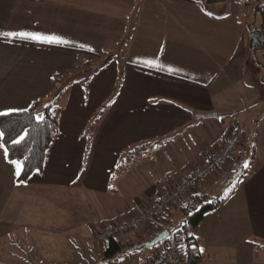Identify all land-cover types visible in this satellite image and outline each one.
Masks as SVG:
<instances>
[{
    "label": "crops",
    "instance_id": "obj_1",
    "mask_svg": "<svg viewBox=\"0 0 264 264\" xmlns=\"http://www.w3.org/2000/svg\"><path fill=\"white\" fill-rule=\"evenodd\" d=\"M206 1L219 11H207L200 0H0V113L44 102L67 78L75 79L60 99L59 131L44 167L28 182L16 181L0 135V256L11 250L20 258L18 240L35 245L46 236L54 242L72 238L69 243L90 252V235L139 216L223 144L236 125L210 129L214 124L204 119L236 111L215 97L226 93L242 65L233 61L249 21L244 0ZM7 32L66 43L6 37ZM110 55L115 57L109 62ZM55 75L64 80L53 83ZM210 112L218 116L196 118ZM256 147L233 193L195 230L203 251L198 264H264V159ZM222 176L217 170L196 191L211 193ZM151 228L114 232L129 249L102 259L155 264L167 243L160 251L138 246L156 234L157 227ZM39 252L31 251L34 264L62 262Z\"/></svg>",
    "mask_w": 264,
    "mask_h": 264
},
{
    "label": "rangeland",
    "instance_id": "obj_2",
    "mask_svg": "<svg viewBox=\"0 0 264 264\" xmlns=\"http://www.w3.org/2000/svg\"><path fill=\"white\" fill-rule=\"evenodd\" d=\"M261 1L263 0L243 1L244 7L242 8V11L247 17L249 23L247 24V31L243 39L246 41L241 43L239 51L233 61L234 63L240 62L242 65L239 70L236 71L237 76L232 78L231 87L225 91L226 93L218 94L215 97L218 102L222 104L226 102L229 109L231 108L236 111H234L233 114L228 115L222 110V112H219L221 113L220 117L204 119L207 124H214L210 129L216 130L221 128V125H224L225 128H230L233 125H243L246 134L244 147L241 144L232 159L218 169L223 176L220 179V183L217 184V187L209 193L210 195H215L222 191L228 177L232 176L236 169H239L242 166H248V157L253 143L260 146L259 150L262 155L261 158L264 159V56L261 49H255L251 45V33L254 31L253 29L259 25L261 20L259 14L254 9V5ZM105 58L106 57H104V59ZM100 59L101 58H97L96 61H98L99 64H102L104 59ZM97 68L98 67H95V69ZM60 86L61 85H59L57 90L54 91L55 93L53 92L46 101L44 100L45 103L42 104L43 106L49 103V100L60 92L58 91V89L61 88ZM38 117H42L41 112L38 114ZM242 148L243 152L239 153ZM238 156L240 157L238 158ZM185 201L180 202V205H183ZM181 216L182 213L179 210V207H177L176 211L169 216V220L176 221ZM152 229H154V227L151 228V230ZM113 230L116 229L113 228ZM42 239L43 240H40V242H35V245L34 243L28 244L25 241L18 240V242H16V247L22 251V253H20L21 255H18L21 257L16 258L11 250H7L6 252L2 251L0 264H34L33 257H29L32 256L31 251L33 250L36 252L41 250L39 255L54 257L58 261H62L60 264H68L67 261H73L74 264H109L106 260L102 259V257L105 258V250L107 248L108 240L97 241L96 238L90 235L87 240L90 252H87L84 248L81 249L75 242L69 243V239L72 238L57 239V242H54V239L51 236H46ZM12 242L13 240L9 239L5 241V245L8 246ZM164 244L165 242L157 244L149 249L147 248V250L151 251L159 248L160 251ZM64 246H66V248L68 247V249H65ZM140 249L144 250L142 248ZM128 254L129 258H134V255L132 254L135 253ZM125 258L128 257L125 256ZM39 264L42 263L39 262Z\"/></svg>",
    "mask_w": 264,
    "mask_h": 264
},
{
    "label": "trees",
    "instance_id": "obj_3",
    "mask_svg": "<svg viewBox=\"0 0 264 264\" xmlns=\"http://www.w3.org/2000/svg\"><path fill=\"white\" fill-rule=\"evenodd\" d=\"M200 1L203 2L207 11H219V7L207 3L206 0ZM256 11L261 20L259 25L253 30L260 32V46L255 47L251 45L255 49H261L264 56V0L258 2ZM114 57V55H110L109 62L112 61ZM91 63H93V60L89 61V64ZM90 69L91 68L87 71ZM92 75H94V73H92ZM92 75L82 79L83 86L86 87L88 85ZM61 80H64L62 75H55L53 77V83L55 84L57 81ZM65 81L63 86L58 89L60 92L56 96H53L46 105H42L45 103L42 99H37L26 109L7 112L9 113L8 115H0V132L3 134L2 142L7 150L8 158L10 160L20 161L22 164L21 171L16 178L17 182H28L35 171H41L44 167L46 153L52 140L59 131V116L61 112V106L59 104L60 99L64 93L65 87L72 84L75 79L74 77H70ZM121 84L122 76H119L117 90L120 88ZM111 102L112 99L105 103L100 111L106 109ZM40 112L42 113L41 118L38 117ZM256 151V144L253 143L248 157V166H242L243 173L236 181L229 183L224 192L220 191L215 195L197 191L190 193L185 203L179 206V210L182 213L179 219L176 221H170L163 217L160 219V221L163 219L164 224H160L157 227L156 233L164 228H169L173 236L183 241V254L186 264H198L201 262L203 251L198 246V237L195 235V230L208 211L215 209L230 197L236 188L237 182L244 176L254 162ZM242 152L243 148L239 153ZM240 156H238V158ZM117 175L118 174L113 176V181L116 180ZM230 177L231 176H229L228 179ZM167 241L168 239L164 242L166 243ZM127 249H129V247L125 246V244L112 233L108 239L105 258L110 259L117 253Z\"/></svg>",
    "mask_w": 264,
    "mask_h": 264
},
{
    "label": "built area",
    "instance_id": "obj_4",
    "mask_svg": "<svg viewBox=\"0 0 264 264\" xmlns=\"http://www.w3.org/2000/svg\"><path fill=\"white\" fill-rule=\"evenodd\" d=\"M245 140V131L243 126H236L232 129L223 144L211 152L206 162L191 173L173 183L166 191L162 192L157 199L147 206L139 216L126 222L120 227L103 228L95 233L97 241H107L110 235L120 231H142L151 227L159 226L160 219L172 206L190 193L196 192L212 174L223 167ZM167 247L164 254L155 264H186L183 254V241L172 234L168 238Z\"/></svg>",
    "mask_w": 264,
    "mask_h": 264
},
{
    "label": "water",
    "instance_id": "obj_5",
    "mask_svg": "<svg viewBox=\"0 0 264 264\" xmlns=\"http://www.w3.org/2000/svg\"><path fill=\"white\" fill-rule=\"evenodd\" d=\"M251 39H252V45L253 46H255V47L260 46V32L259 31H253L251 33ZM217 116H218L217 112H210V113H206V114H204V113L196 114V118L217 117ZM242 173H243V168L240 167L227 180V182L225 183L221 192H224L227 185L231 182L236 181ZM170 235H171V230L169 228H164L163 230H161L160 232L155 234L151 239L141 242L138 246L142 247L143 249L153 247V246H155L161 242L166 241L170 237Z\"/></svg>",
    "mask_w": 264,
    "mask_h": 264
},
{
    "label": "snow or ice",
    "instance_id": "obj_6",
    "mask_svg": "<svg viewBox=\"0 0 264 264\" xmlns=\"http://www.w3.org/2000/svg\"><path fill=\"white\" fill-rule=\"evenodd\" d=\"M210 14V13H209ZM6 37H19L21 39H32V40H39V41H43L45 43H66V41H64L63 39H61L60 37H55V36H43L40 35L38 33H32V32H7L3 34ZM12 111H15L14 109ZM9 113L7 112H3L0 113V115H8ZM0 135H3L2 133H0ZM7 150L5 149V152ZM11 163L13 165H15L16 170H17V174H19L20 169L22 167V164L20 161H16V160H12Z\"/></svg>",
    "mask_w": 264,
    "mask_h": 264
}]
</instances>
